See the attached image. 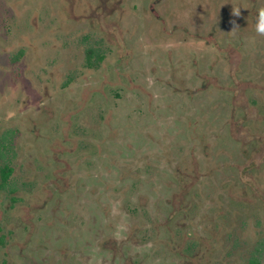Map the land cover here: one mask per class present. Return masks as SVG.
<instances>
[{
  "label": "rangeland",
  "instance_id": "1",
  "mask_svg": "<svg viewBox=\"0 0 264 264\" xmlns=\"http://www.w3.org/2000/svg\"><path fill=\"white\" fill-rule=\"evenodd\" d=\"M217 1L0 0V264H264V35Z\"/></svg>",
  "mask_w": 264,
  "mask_h": 264
},
{
  "label": "flooded vegetation",
  "instance_id": "2",
  "mask_svg": "<svg viewBox=\"0 0 264 264\" xmlns=\"http://www.w3.org/2000/svg\"><path fill=\"white\" fill-rule=\"evenodd\" d=\"M231 1L232 0H226V1H223V2L230 3ZM236 1H238L240 3L241 2H244L245 4H247V8H248L247 11L249 12V16L252 19L251 20V24L254 25V17H255V14H256V12H257L258 9L264 8V0H236ZM217 3H218V1L216 0V4ZM218 11H219V17H220L221 20H223V17L226 18V15H227V12L226 11L227 10L222 11V10L219 9ZM245 35H246V33H245ZM91 49H94V48H91ZM86 63H87V61H86ZM237 127H239V126H237ZM14 133H16L14 130H8V131L4 132V135L1 137L2 140H0V150H10V148L12 149V144H13V142H12V139H13L12 135ZM10 169H11V174H12L13 168H10ZM11 174H10V176H11ZM8 178H7V180H8ZM256 251L257 252H253V254L251 255V257L249 258L248 264H261L262 259L260 258V254H259L260 251L258 249Z\"/></svg>",
  "mask_w": 264,
  "mask_h": 264
},
{
  "label": "trees",
  "instance_id": "3",
  "mask_svg": "<svg viewBox=\"0 0 264 264\" xmlns=\"http://www.w3.org/2000/svg\"><path fill=\"white\" fill-rule=\"evenodd\" d=\"M104 59V54L97 52V50L89 48L86 51V61L89 66H96ZM11 174V169L9 166L4 165L1 169V178L2 181L5 183L7 178Z\"/></svg>",
  "mask_w": 264,
  "mask_h": 264
},
{
  "label": "clouds",
  "instance_id": "4",
  "mask_svg": "<svg viewBox=\"0 0 264 264\" xmlns=\"http://www.w3.org/2000/svg\"><path fill=\"white\" fill-rule=\"evenodd\" d=\"M233 14L239 16L240 8H234L232 10ZM254 31L259 35H264V8H260L257 10L254 17Z\"/></svg>",
  "mask_w": 264,
  "mask_h": 264
}]
</instances>
